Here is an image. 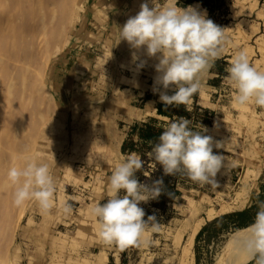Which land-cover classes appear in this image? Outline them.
Instances as JSON below:
<instances>
[{"label":"rangeland","instance_id":"374dc122","mask_svg":"<svg viewBox=\"0 0 264 264\" xmlns=\"http://www.w3.org/2000/svg\"><path fill=\"white\" fill-rule=\"evenodd\" d=\"M144 2L0 0V264L189 263L181 251L182 238L178 241L186 225L184 208L211 186H200L180 174L165 176L147 156L151 142H138L137 153L145 162L136 174L138 180L151 185L163 179L162 194L139 205L145 220L156 216L160 230L146 233L149 243L140 248L121 251L104 245L90 208L107 198L102 186L111 175L113 160L127 155L116 154L109 145V135L123 133V127L98 112L95 97L87 91L82 97L66 96L71 84L64 81L68 76L61 61L72 48H79L84 63L75 74L86 76L89 50H104L106 40H111L104 36L113 31L115 20L126 22ZM191 6L225 29L229 42L215 62L218 77L212 104L200 109V121L185 118L193 127L206 129L204 134L214 144L225 145L213 148L214 154L226 158L216 176L217 189L229 187L231 198L238 195L243 204L213 218L200 213L190 264H232L237 230L254 222L257 198L264 200V109L232 103L225 69L234 53L244 49L250 63L264 71V0H223L211 15L200 5ZM105 54L109 57L108 51ZM24 157L50 165L58 183L57 202L68 199L73 204L70 216L56 209L41 215L32 203L13 205L7 171L13 165L22 167Z\"/></svg>","mask_w":264,"mask_h":264},{"label":"clouds","instance_id":"9594fccd","mask_svg":"<svg viewBox=\"0 0 264 264\" xmlns=\"http://www.w3.org/2000/svg\"><path fill=\"white\" fill-rule=\"evenodd\" d=\"M179 0H145L140 11L129 17L120 28L119 41H127L134 51L132 62L137 70L146 60L138 53L155 58L157 76L154 92L168 106H184L190 112L192 97L202 88V78L227 50L228 36L225 29L216 25L206 14L189 5L178 6ZM226 84L232 89V103L237 106L254 105L264 109V71L250 63L247 51L237 50L225 69ZM171 92V94H169ZM160 127V125H157ZM147 153L149 159L162 167L165 176H186L200 186L217 188V173L224 167L225 157L214 154L213 148H222L221 142L204 133L201 125L192 126L185 117L166 122ZM144 160L138 153L121 156L114 164L107 182V198L95 203L90 215L96 220L100 241L121 251L140 248L149 243L148 232H158L160 223L155 215L145 217L139 205L157 199L163 192V179L151 185L141 183L137 173L144 168ZM7 180L13 188L12 202L15 207L34 204L41 215L53 209L65 216L73 212V204L65 199L57 202L58 183L50 165L33 157H24L23 166H11ZM123 193V195H121ZM254 222L238 229L233 245L237 254H242L253 264H264V200L257 198ZM243 232L244 235H240Z\"/></svg>","mask_w":264,"mask_h":264},{"label":"crops","instance_id":"0c3cea01","mask_svg":"<svg viewBox=\"0 0 264 264\" xmlns=\"http://www.w3.org/2000/svg\"><path fill=\"white\" fill-rule=\"evenodd\" d=\"M124 20H115L113 31L104 36L106 39H111L106 40L108 45L104 46V50L98 47L94 51L89 50V62L86 68L88 74L86 76L75 74L77 66L84 63L82 61L83 51L79 48H72L70 55L61 61L63 71L68 76L64 81L71 84L69 90L67 88L70 93L66 96L82 97L87 91L89 96L95 97L97 111L106 114L123 127V133L114 132L109 135V145L114 148L116 154L121 152L125 154L137 153L131 148V142L136 138L130 130L127 131L131 126H141L147 123L151 127L163 129L162 126L166 122L183 117L180 115L182 111L186 112V115H190L194 110L208 109L212 104L211 96L217 90L215 83L218 77V69L214 65L203 76L201 90L192 97L190 112L186 111L183 105L178 108L175 106L165 107L159 99V93L154 92V89L158 87L155 84L157 76L155 64L158 61L155 58L147 57L143 52L138 53L142 60H146V64L137 70L136 65L139 61L132 62L134 50L130 48L127 41L118 43L120 28L126 23ZM107 51L109 57L105 58ZM75 76L78 79H75ZM203 95L207 97H203ZM150 144L152 145V141ZM117 161L113 160V163L115 164ZM103 169L105 170V168ZM103 184V190H106L107 194V182ZM99 185L101 186L102 183L100 182Z\"/></svg>","mask_w":264,"mask_h":264},{"label":"bare ground","instance_id":"6f19581e","mask_svg":"<svg viewBox=\"0 0 264 264\" xmlns=\"http://www.w3.org/2000/svg\"><path fill=\"white\" fill-rule=\"evenodd\" d=\"M219 188V190L217 188H207V194L198 196L195 200L187 201V207L184 208L188 210L184 221L186 225L184 229H181L182 231L180 232L181 234L178 237V241L182 238L181 251L185 258L184 260L189 262L188 264H190L191 260L190 246L200 225V220L198 219L200 213L204 214V218H213L230 211L237 205L243 204V200L239 199L238 195L235 198H231L229 187L221 185ZM211 194H213V196H211ZM241 235H244V233L242 232ZM246 262L247 258L242 254L235 253V256H233L232 264H245Z\"/></svg>","mask_w":264,"mask_h":264},{"label":"trees","instance_id":"16d2710c","mask_svg":"<svg viewBox=\"0 0 264 264\" xmlns=\"http://www.w3.org/2000/svg\"><path fill=\"white\" fill-rule=\"evenodd\" d=\"M223 0H179L178 6L186 7L191 5L192 3H197L200 7L207 11L208 15H211L213 10L217 8L220 4H222ZM180 115L185 116L186 112H180ZM188 116V115H187ZM185 116V117H187ZM142 129L138 135V137L144 141H152V144L158 141V137L163 129L154 128L149 126L147 123L141 125ZM135 126L130 127V131H133ZM131 148L136 150L134 147V143L131 142ZM176 194V191L170 194V199H172ZM240 214V213H238ZM237 215V214H235Z\"/></svg>","mask_w":264,"mask_h":264},{"label":"built area","instance_id":"2783aa9c","mask_svg":"<svg viewBox=\"0 0 264 264\" xmlns=\"http://www.w3.org/2000/svg\"><path fill=\"white\" fill-rule=\"evenodd\" d=\"M201 115H202L201 110L200 109H197V110L191 112L190 115L187 116V117H189L191 120L200 121L202 118L200 119L199 116H201ZM183 117H185V116H183ZM141 129H142L141 126H135L134 130L133 131H130V132H132L133 136L136 138L135 141H133L135 148H137V143L142 141V139H140L138 137Z\"/></svg>","mask_w":264,"mask_h":264}]
</instances>
